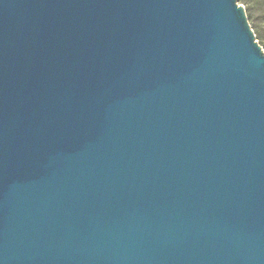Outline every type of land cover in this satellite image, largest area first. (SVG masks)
<instances>
[{
    "label": "water",
    "instance_id": "obj_1",
    "mask_svg": "<svg viewBox=\"0 0 264 264\" xmlns=\"http://www.w3.org/2000/svg\"><path fill=\"white\" fill-rule=\"evenodd\" d=\"M0 264H264L239 0H0Z\"/></svg>",
    "mask_w": 264,
    "mask_h": 264
},
{
    "label": "trees",
    "instance_id": "obj_2",
    "mask_svg": "<svg viewBox=\"0 0 264 264\" xmlns=\"http://www.w3.org/2000/svg\"><path fill=\"white\" fill-rule=\"evenodd\" d=\"M246 5L248 18L257 40L264 48V0H239Z\"/></svg>",
    "mask_w": 264,
    "mask_h": 264
},
{
    "label": "rangeland",
    "instance_id": "obj_3",
    "mask_svg": "<svg viewBox=\"0 0 264 264\" xmlns=\"http://www.w3.org/2000/svg\"><path fill=\"white\" fill-rule=\"evenodd\" d=\"M242 5L246 7V5H244V4H242ZM263 46H264V45H263Z\"/></svg>",
    "mask_w": 264,
    "mask_h": 264
}]
</instances>
